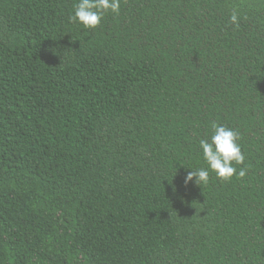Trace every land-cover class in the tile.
I'll use <instances>...</instances> for the list:
<instances>
[{
  "label": "trees",
  "instance_id": "obj_1",
  "mask_svg": "<svg viewBox=\"0 0 264 264\" xmlns=\"http://www.w3.org/2000/svg\"><path fill=\"white\" fill-rule=\"evenodd\" d=\"M74 3L0 0V264H264V0ZM214 121L247 174L185 186Z\"/></svg>",
  "mask_w": 264,
  "mask_h": 264
},
{
  "label": "clouds",
  "instance_id": "obj_2",
  "mask_svg": "<svg viewBox=\"0 0 264 264\" xmlns=\"http://www.w3.org/2000/svg\"><path fill=\"white\" fill-rule=\"evenodd\" d=\"M119 11L120 0H76L69 21L82 25L84 29H95L100 25L106 13L118 14ZM229 21L238 26V14L235 10L232 11ZM238 139L239 134L235 130L215 121L212 122L210 136L199 141L207 167L188 168L191 171L186 172L183 178L184 185L207 184L210 171L214 172L218 179L225 181L230 180L234 175L237 178L245 177L248 165H244L238 172L233 166V163L241 165L245 161V156L237 143Z\"/></svg>",
  "mask_w": 264,
  "mask_h": 264
}]
</instances>
